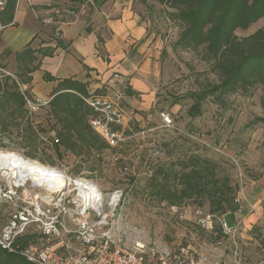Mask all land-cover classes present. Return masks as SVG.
Wrapping results in <instances>:
<instances>
[{
	"label": "rangeland",
	"instance_id": "obj_1",
	"mask_svg": "<svg viewBox=\"0 0 264 264\" xmlns=\"http://www.w3.org/2000/svg\"><path fill=\"white\" fill-rule=\"evenodd\" d=\"M58 1L62 11L74 9L65 0ZM145 19L149 34L155 36L158 56L154 64L159 78L149 83L152 87L141 96L136 94L123 103L130 138L120 151V159H113L106 151L99 156H74L61 151L59 157L47 136L56 130L47 105L28 118L34 129L45 131L38 133L35 151L22 146L24 139L16 129L0 136V151L64 170L70 176L80 174L105 193L121 190L124 203L117 217L128 242L153 245L161 252L186 248L195 259L206 258L203 264H264V127L258 121L264 118V93L254 87L247 94L207 96L200 101L199 114L191 115L190 109L198 102L196 95L217 84L219 77L204 60L203 51L173 49L180 27L165 19L159 8L145 11ZM262 24L259 20L247 30H237L236 35L246 37ZM4 51L0 52V70L14 77L15 63ZM159 111L170 113L171 127L162 126L156 116ZM191 157L216 163L217 177H227L236 188L233 236L219 232L217 222L210 232L199 228L195 216L199 207L191 200L173 213L166 202L151 195L154 188L150 179L158 168L179 171V164ZM124 164L129 167L128 173L121 170ZM89 167L93 170L88 171ZM200 209L208 213V204Z\"/></svg>",
	"mask_w": 264,
	"mask_h": 264
},
{
	"label": "trees",
	"instance_id": "obj_2",
	"mask_svg": "<svg viewBox=\"0 0 264 264\" xmlns=\"http://www.w3.org/2000/svg\"><path fill=\"white\" fill-rule=\"evenodd\" d=\"M16 1L8 0L0 10V26L12 23ZM132 1L143 5L148 13L157 7L165 19L178 24L180 32L173 49L203 51L204 60L218 75L217 84L196 95L198 102L190 109L191 115L199 114L200 101L207 96L247 94L254 87H259L264 93V0ZM53 7L59 8V5ZM259 20H263V24L254 33L243 38L236 35L237 30H247ZM53 33L54 29L51 28V36ZM58 46L62 47L59 41ZM54 51L55 48L51 47L33 49L30 44L15 53L4 51L6 57L12 54L16 73L15 79L6 77L0 81V136L9 135L16 129L24 139L22 146L32 151L37 148L38 133L45 131H37L29 123L19 86L30 84L31 74L38 70L41 60L52 57ZM42 79L55 81L47 73L43 74ZM125 92L129 97L137 94L130 87ZM87 96L88 84L71 78L58 81L53 90L47 106L56 129H53L56 137L52 145L59 157L62 156L61 151L74 156H90L93 153L99 156L107 149L106 144L88 126L91 109L82 100ZM261 106L264 109V96ZM258 121L264 127V118ZM27 156L35 158L31 153ZM179 165V171L164 166L155 171L150 179L154 188L151 195L170 206L179 207L191 200L202 208L207 203L210 214L221 216L228 212L230 215L226 220L231 224L233 213L237 211L234 204L236 188L230 185L227 177H217L216 163L191 157ZM92 170L93 167L88 168V171ZM0 264L30 263L0 250Z\"/></svg>",
	"mask_w": 264,
	"mask_h": 264
},
{
	"label": "built area",
	"instance_id": "obj_3",
	"mask_svg": "<svg viewBox=\"0 0 264 264\" xmlns=\"http://www.w3.org/2000/svg\"><path fill=\"white\" fill-rule=\"evenodd\" d=\"M8 0H0V10ZM42 23L59 35L62 25L69 24L71 10L49 7ZM2 27L0 26V29ZM6 74V75H5ZM12 75L0 70L2 78ZM15 79V78H14ZM120 75L112 74L92 94L83 97L91 109L89 128L106 144L107 153L120 159V151L128 142L130 128L123 103L125 89L120 85ZM23 95L27 118L45 107L49 100L26 92ZM162 126L173 124L170 113L157 112ZM55 140V132L47 135ZM42 140H46L43 136ZM47 138V137H46ZM42 165V164H41ZM44 166V165H43ZM48 167V166H46ZM48 180L33 182L21 176L7 177L0 170V250L22 258L30 264H203L206 258H194L188 249L161 252L153 245L139 241L128 242L117 210L124 203L123 192L114 189L103 192L91 179L82 175L70 176L64 170L50 168ZM128 173L129 167H121ZM171 212L178 206L167 204ZM7 209V211H5ZM196 225L212 231L218 224L224 235L233 236L236 229L229 226L225 216L219 217L195 211ZM217 220V221H215ZM218 264V263H214Z\"/></svg>",
	"mask_w": 264,
	"mask_h": 264
},
{
	"label": "crops",
	"instance_id": "obj_4",
	"mask_svg": "<svg viewBox=\"0 0 264 264\" xmlns=\"http://www.w3.org/2000/svg\"><path fill=\"white\" fill-rule=\"evenodd\" d=\"M65 1L73 6V17L56 37L42 18L50 6H58V0H17L12 23L1 26L0 52L15 53L29 44L33 49L55 48L53 56L43 58L31 74L26 92L50 101L58 81L71 78L87 83L92 94L114 73L120 75L125 91L130 87L141 96L151 88L149 83L159 78L154 64L158 53L155 36L147 30L144 6L132 0ZM7 59L13 61L12 54ZM44 73L55 81H43Z\"/></svg>",
	"mask_w": 264,
	"mask_h": 264
},
{
	"label": "bare ground",
	"instance_id": "obj_5",
	"mask_svg": "<svg viewBox=\"0 0 264 264\" xmlns=\"http://www.w3.org/2000/svg\"><path fill=\"white\" fill-rule=\"evenodd\" d=\"M33 161L25 160L19 155L0 151V170L3 175L30 178L33 182H40L41 179L48 180L49 167Z\"/></svg>",
	"mask_w": 264,
	"mask_h": 264
}]
</instances>
